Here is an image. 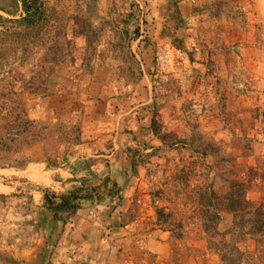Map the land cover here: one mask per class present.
<instances>
[{
	"label": "rangeland",
	"instance_id": "1",
	"mask_svg": "<svg viewBox=\"0 0 264 264\" xmlns=\"http://www.w3.org/2000/svg\"><path fill=\"white\" fill-rule=\"evenodd\" d=\"M41 1L55 20L30 53L13 37L3 45L14 50L0 92L20 90L56 39L65 63L47 94L21 89L37 141L0 146V264H226L204 228L214 211L202 198L251 177L247 197L264 206V0ZM21 12L0 11V31L19 30L10 20ZM82 12L98 16L91 67L85 39L72 33ZM64 26L77 49L59 39ZM16 107L0 108L5 138L14 131L2 114ZM80 187H98L95 199L55 220L45 195L58 202ZM233 220L221 212L219 232ZM240 248L244 264H264V236L246 235Z\"/></svg>",
	"mask_w": 264,
	"mask_h": 264
},
{
	"label": "trees",
	"instance_id": "2",
	"mask_svg": "<svg viewBox=\"0 0 264 264\" xmlns=\"http://www.w3.org/2000/svg\"><path fill=\"white\" fill-rule=\"evenodd\" d=\"M8 5L2 6L0 11L7 15L15 16L20 9L22 14L19 16V19L13 17V20H10L18 26V28L14 29L19 30L12 31L6 29L0 31V40L4 43L0 46V69H2V71L4 69L3 66L5 63L9 62V58L12 55L10 52L12 53L14 50L12 49L9 52L10 56L7 54L9 48H6V42L10 38L13 37L15 40L14 42L18 45V50H20V53L23 56L25 53H30L31 50H33V47L37 48V46L41 44V41L44 39L43 35H45V31L51 27V23L55 20V11H52L49 8H44L41 0H22V8H18L19 6L16 0H10V7L13 8H7ZM92 16L98 17L97 13L90 12V14H87L86 12H82L81 15L75 16L72 19L76 25V28H73L72 30L73 36L75 38L82 37L86 41V54L83 58L86 67H91L92 60L98 51L97 45L100 42V33H98L99 31L97 32V27L95 28L93 25ZM4 19L5 18L0 15V21ZM62 29L63 32H61L59 39L63 37L65 44H67L68 47L72 46V48L77 49L76 43H74L73 40H68L67 28L64 26ZM132 33V37L130 38L131 41L140 38V29H136ZM52 43L54 46L48 48V51L53 54V57L48 59V54L45 57L44 63H38V65L33 64L34 66H32L35 70L31 72L32 76L30 80H26L25 82L23 78H20L22 81L20 90H17L15 88L16 86H13V89L9 92L1 90L0 108H6L10 103L17 104V113L15 111L14 114L11 112V115L2 114L3 118L7 120L6 127H3V129L14 131V133L12 135L9 133V137L5 138L0 129V146L5 142H10L16 147L24 145L29 147L37 141L36 138H38L39 135L33 134V128L36 126V123L29 118L28 112L24 108L21 101V89H23V91L27 90L32 94H47V82L50 76L58 66L65 63V55L63 54V48L59 47V40L56 39L55 42ZM76 52L77 51H71L69 54L72 62H76ZM9 74H11V72H8V75ZM12 78L16 85V83H18L17 79L19 78ZM1 98H3V100H1ZM10 108H14V106H10ZM135 169L136 162L135 158L132 156L131 170L135 171ZM251 182V177L248 180L243 178L241 180H230L227 182L230 184L229 190L225 194L210 190V188H205L204 191L206 192L203 193L205 197L202 198V205L207 208V212L211 211L210 209H213L214 211L213 217L207 216V218L204 219V228L206 233L209 234L210 244L215 246V251L226 264H244L243 261L246 259V254L240 248V242L246 237V235L252 237L264 236V206L262 204L255 205L249 201L247 197ZM98 189V187L91 190H88L85 187L76 188L69 193L63 194L58 202L50 199L46 194L45 200L49 210L53 212L55 220L65 221L64 215L66 214L69 216L76 213L80 208V201L94 200L95 198L92 192ZM224 211L233 214L234 220L229 232L221 234L217 228L221 220V212ZM212 233H214L217 238H222L221 241L225 242L224 246H220L215 242L216 237L211 235ZM229 235L231 240H225L224 237L227 239ZM247 264L251 263L248 262Z\"/></svg>",
	"mask_w": 264,
	"mask_h": 264
},
{
	"label": "crops",
	"instance_id": "3",
	"mask_svg": "<svg viewBox=\"0 0 264 264\" xmlns=\"http://www.w3.org/2000/svg\"><path fill=\"white\" fill-rule=\"evenodd\" d=\"M71 171H72V170H70V169H67V170L59 169V170H58V173H59V175H61L60 177L63 178V176H62L63 174H64V175H68V177H69V176H72V172H71ZM64 181H67V180H64ZM60 184H61V183H60ZM85 224H86V221L84 220L83 223H82V225H85Z\"/></svg>",
	"mask_w": 264,
	"mask_h": 264
}]
</instances>
